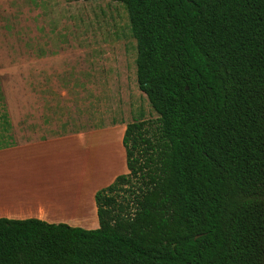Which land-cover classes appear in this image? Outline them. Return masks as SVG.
Masks as SVG:
<instances>
[{"label": "trees", "instance_id": "1", "mask_svg": "<svg viewBox=\"0 0 264 264\" xmlns=\"http://www.w3.org/2000/svg\"><path fill=\"white\" fill-rule=\"evenodd\" d=\"M112 1L157 117L126 124L97 228L1 217L0 264H264V0Z\"/></svg>", "mask_w": 264, "mask_h": 264}, {"label": "rangeland", "instance_id": "2", "mask_svg": "<svg viewBox=\"0 0 264 264\" xmlns=\"http://www.w3.org/2000/svg\"><path fill=\"white\" fill-rule=\"evenodd\" d=\"M135 57L119 2L0 0V86L10 138L21 143L155 119L137 85Z\"/></svg>", "mask_w": 264, "mask_h": 264}, {"label": "crops", "instance_id": "3", "mask_svg": "<svg viewBox=\"0 0 264 264\" xmlns=\"http://www.w3.org/2000/svg\"><path fill=\"white\" fill-rule=\"evenodd\" d=\"M2 112L8 115L6 109ZM125 127L123 123L21 143L1 142L0 218L97 228L96 191L128 172L122 144ZM5 128L0 119V138L10 134Z\"/></svg>", "mask_w": 264, "mask_h": 264}]
</instances>
